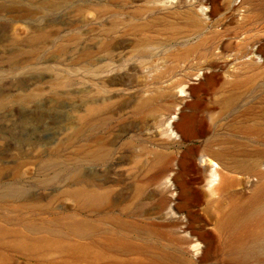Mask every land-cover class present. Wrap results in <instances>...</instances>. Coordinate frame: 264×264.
Here are the masks:
<instances>
[{
    "label": "rangeland",
    "instance_id": "obj_1",
    "mask_svg": "<svg viewBox=\"0 0 264 264\" xmlns=\"http://www.w3.org/2000/svg\"><path fill=\"white\" fill-rule=\"evenodd\" d=\"M0 4V264H264V74L225 84L222 60L211 115L174 141L161 133L185 97L173 87L199 82L204 44L166 59L157 41L171 20L147 0ZM249 28L264 37V16ZM184 152L219 157L213 192L178 166ZM179 172L198 205L165 184Z\"/></svg>",
    "mask_w": 264,
    "mask_h": 264
},
{
    "label": "bare ground",
    "instance_id": "obj_2",
    "mask_svg": "<svg viewBox=\"0 0 264 264\" xmlns=\"http://www.w3.org/2000/svg\"><path fill=\"white\" fill-rule=\"evenodd\" d=\"M147 2L151 5V12H158L157 20H171L166 27L167 30L171 31L170 35L157 41L166 59L181 62L186 58L184 48L181 46L191 47L192 45L197 46V44H204L205 54L209 59L203 66V72L198 78V83H187L173 87L178 88L179 93L185 94V97L178 100L179 105L175 110L168 112L164 120V127L161 129V133L171 140L189 142L197 138L196 126L208 118L213 111L212 107L205 103V100L221 81L220 71L223 66L220 62L222 60L232 65V70L229 73L230 79L225 81V84L238 85L236 78L242 73L253 71L256 75L264 74V37L257 33L252 34L249 28L253 21L264 16V0H239L238 3L236 0H147ZM1 6L0 4V8ZM232 17L237 32L235 31L233 37L234 42L226 44L221 41V36H219L222 28L220 26H222L223 20L226 22ZM206 31L212 34L209 43H206L203 36ZM195 39L194 44L184 43ZM167 47H171V52ZM161 79L159 75H154L150 84L154 85ZM240 84L245 89L251 88L249 78ZM230 105V102L227 103V108ZM102 154L103 151L98 150L95 155ZM197 159L204 166L199 167L196 164ZM217 159L219 157L216 155L212 158H203V155H191L189 152H184L180 155L177 163L178 166L186 163L187 166L183 169L184 171L201 170V173H204L206 177V187L210 192H213V188L219 184L222 178L217 170L220 167L215 162ZM183 175L181 172L175 176L169 174L165 178V184L178 190L176 198L178 205H198L200 194L197 190L189 188L188 180ZM87 198L89 200L94 199L93 196ZM208 235L209 233L205 232L198 239L199 242H203V238ZM199 244L193 247L197 248Z\"/></svg>",
    "mask_w": 264,
    "mask_h": 264
}]
</instances>
